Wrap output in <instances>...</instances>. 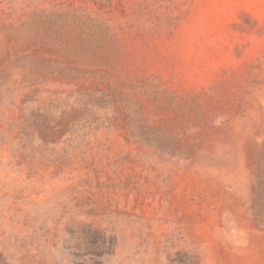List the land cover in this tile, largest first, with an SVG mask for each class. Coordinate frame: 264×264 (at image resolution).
Masks as SVG:
<instances>
[{
	"label": "rangeland",
	"instance_id": "374dc122",
	"mask_svg": "<svg viewBox=\"0 0 264 264\" xmlns=\"http://www.w3.org/2000/svg\"><path fill=\"white\" fill-rule=\"evenodd\" d=\"M0 264H264V0H0Z\"/></svg>",
	"mask_w": 264,
	"mask_h": 264
}]
</instances>
